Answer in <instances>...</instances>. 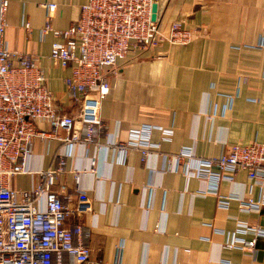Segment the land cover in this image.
<instances>
[{
	"label": "crops",
	"instance_id": "0c3cea01",
	"mask_svg": "<svg viewBox=\"0 0 264 264\" xmlns=\"http://www.w3.org/2000/svg\"><path fill=\"white\" fill-rule=\"evenodd\" d=\"M9 1L6 49L39 57L59 113L78 117L81 102L65 84L72 69L52 63L58 39L42 30L46 4L58 6L51 25L63 31L78 22L88 0ZM157 4L162 32L181 23L197 35L188 46L137 48L119 61L101 104L105 130L99 144L75 146L53 188L72 210L66 226H84L91 257L100 262L264 264V237L245 228L264 230L261 180L245 171L198 177L203 160L235 145L264 142V0ZM38 127L49 129L45 122ZM63 151L58 141L36 140L26 166L31 174L15 177L12 189L35 188ZM81 192L89 198L86 207L79 203ZM241 200H253L261 211L241 208ZM254 239L253 252L226 248Z\"/></svg>",
	"mask_w": 264,
	"mask_h": 264
},
{
	"label": "built area",
	"instance_id": "2783aa9c",
	"mask_svg": "<svg viewBox=\"0 0 264 264\" xmlns=\"http://www.w3.org/2000/svg\"><path fill=\"white\" fill-rule=\"evenodd\" d=\"M157 3L158 0H88L78 22L63 31L51 25L58 6L45 5L48 23L42 36L51 32L58 39L50 60L56 66L71 67L72 75L65 84L82 105L79 116L72 117L59 113L40 58L6 49L10 1L0 0V264H67L66 257L71 264H122L120 260L107 263L92 259L88 232L82 225L66 226L72 210L53 188L65 172L75 146L99 144L105 130L101 104L110 92V77L117 75L119 61L133 49L164 43L188 46L194 41L197 33L181 23H174L168 34L160 30L152 21V7ZM26 28L30 31L28 25ZM40 122L47 123L49 129L40 130ZM36 140L58 141L64 151L54 170L39 174V185L30 191L15 192L13 179L31 174L26 166ZM147 154L143 152L144 157ZM214 170L245 171L252 181L261 180L264 185V142L235 145L219 158L203 160L198 177L208 180ZM79 181L77 174V184ZM42 200L45 206L41 210ZM79 203L84 207L89 204L85 192L80 193ZM240 205L245 210L261 211L253 200H241ZM245 228L253 230L257 238L264 237L259 226ZM256 244L257 239L243 245L228 242L226 248L253 252Z\"/></svg>",
	"mask_w": 264,
	"mask_h": 264
},
{
	"label": "water",
	"instance_id": "95a60500",
	"mask_svg": "<svg viewBox=\"0 0 264 264\" xmlns=\"http://www.w3.org/2000/svg\"><path fill=\"white\" fill-rule=\"evenodd\" d=\"M158 19V4H154L152 7V21L157 22Z\"/></svg>",
	"mask_w": 264,
	"mask_h": 264
}]
</instances>
